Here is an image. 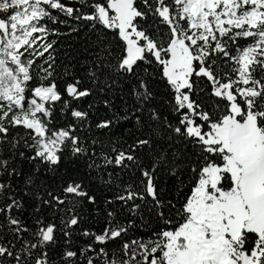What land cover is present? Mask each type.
I'll use <instances>...</instances> for the list:
<instances>
[{"label": "snow or ice", "instance_id": "snow-or-ice-1", "mask_svg": "<svg viewBox=\"0 0 264 264\" xmlns=\"http://www.w3.org/2000/svg\"><path fill=\"white\" fill-rule=\"evenodd\" d=\"M0 264H264V0H0Z\"/></svg>", "mask_w": 264, "mask_h": 264}]
</instances>
